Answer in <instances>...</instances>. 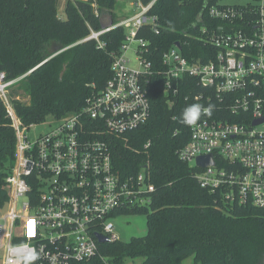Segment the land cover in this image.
<instances>
[{
	"label": "built area",
	"instance_id": "1",
	"mask_svg": "<svg viewBox=\"0 0 264 264\" xmlns=\"http://www.w3.org/2000/svg\"><path fill=\"white\" fill-rule=\"evenodd\" d=\"M64 1L91 3L99 16L96 0ZM154 2L139 4L137 14L110 28L90 30L82 41L93 40L99 49L105 47L102 35L124 30L111 77L81 110L51 117L55 126L33 141L26 135L31 126L21 124L9 100L11 88L33 70L14 80L0 72V100L16 137L14 166L5 178L8 201L0 207V264H116L99 247L119 241L113 219L148 207L154 192L148 164L123 178L113 167L111 149L114 139L146 125L151 115L150 63L141 56L147 42L137 33L146 25L158 32L157 18L148 14ZM245 15L233 7H211L209 18L223 23L201 29L211 56L189 61L173 45L163 53L158 74L169 107H179L181 93V111L202 106L200 119L185 124L188 141L177 151L195 168L198 157H212L213 166L197 168L199 186L221 193L229 204L264 209V4L253 23L244 24ZM135 42L138 70L124 57ZM209 108L210 115L204 111ZM97 235L106 241L99 243Z\"/></svg>",
	"mask_w": 264,
	"mask_h": 264
},
{
	"label": "trees",
	"instance_id": "2",
	"mask_svg": "<svg viewBox=\"0 0 264 264\" xmlns=\"http://www.w3.org/2000/svg\"><path fill=\"white\" fill-rule=\"evenodd\" d=\"M66 3L64 18L58 15L60 0H0V72L18 81L9 100L24 127L60 119L83 108L85 100L99 92L111 77L113 55L120 54L123 28L95 41H82L90 30L99 31L103 18L114 22V2ZM153 0H139L143 6ZM223 0H155L148 14L157 18V33L149 25L137 33L146 49L141 56L150 63L147 83L151 115L146 125L114 139L112 164L121 177L138 173L148 164L154 192L146 208L124 211L146 215L147 234L128 242L100 245L102 254L116 264L140 260L141 264H263L264 209L229 204L219 192L202 189L199 171L178 158L188 141L179 107H169L163 94L162 55L176 43L189 61H207L212 48L202 27L216 29L223 23L210 19L211 7H233L254 22L258 5L223 6ZM251 11V12H248ZM179 130L174 136V131ZM150 142L148 149L144 145ZM16 137L0 100V207L8 201L5 178L14 166Z\"/></svg>",
	"mask_w": 264,
	"mask_h": 264
},
{
	"label": "rangeland",
	"instance_id": "3",
	"mask_svg": "<svg viewBox=\"0 0 264 264\" xmlns=\"http://www.w3.org/2000/svg\"><path fill=\"white\" fill-rule=\"evenodd\" d=\"M139 0H116L114 2V22H120L128 17H132L139 12ZM262 5L264 0H223V6H243V5ZM65 1L61 0L58 6V15L64 18ZM107 18V17H106ZM107 21V20H106ZM138 43L131 44L130 50L124 55L130 60L129 67L138 70L140 67L136 61L135 50ZM55 126V123L48 117L43 123L32 125L27 131V137L33 141L40 135L47 134ZM115 233L121 242H128L133 238L144 237L147 234L146 215H120L113 219ZM126 264H141L140 260L129 261ZM183 264H193L192 259L189 258Z\"/></svg>",
	"mask_w": 264,
	"mask_h": 264
},
{
	"label": "clouds",
	"instance_id": "4",
	"mask_svg": "<svg viewBox=\"0 0 264 264\" xmlns=\"http://www.w3.org/2000/svg\"><path fill=\"white\" fill-rule=\"evenodd\" d=\"M204 111H206L209 115L211 114V108L205 109ZM201 114H202V106L200 104H193L186 107L182 111L181 120L186 125H193L200 119Z\"/></svg>",
	"mask_w": 264,
	"mask_h": 264
},
{
	"label": "water",
	"instance_id": "5",
	"mask_svg": "<svg viewBox=\"0 0 264 264\" xmlns=\"http://www.w3.org/2000/svg\"><path fill=\"white\" fill-rule=\"evenodd\" d=\"M113 24V21L111 18H108L107 21H102L101 22V29L104 30L106 28H110ZM175 46L177 48H181L180 44L176 43ZM214 161L211 156H201L196 159V167L197 168H206L209 166H213ZM97 239L99 243H104L106 239L100 235H97ZM264 264V261H263Z\"/></svg>",
	"mask_w": 264,
	"mask_h": 264
}]
</instances>
